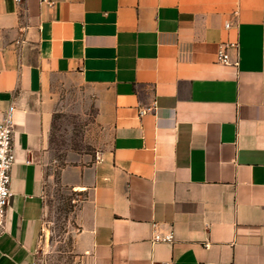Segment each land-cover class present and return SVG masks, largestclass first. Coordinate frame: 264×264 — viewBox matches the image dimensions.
Here are the masks:
<instances>
[{
    "label": "crops",
    "instance_id": "0c3cea01",
    "mask_svg": "<svg viewBox=\"0 0 264 264\" xmlns=\"http://www.w3.org/2000/svg\"><path fill=\"white\" fill-rule=\"evenodd\" d=\"M53 1L0 0V120L16 107L0 264L43 242L58 86L95 110L93 148L57 173L83 195L80 264H264V0ZM228 42L238 64L217 60Z\"/></svg>",
    "mask_w": 264,
    "mask_h": 264
},
{
    "label": "rangeland",
    "instance_id": "374dc122",
    "mask_svg": "<svg viewBox=\"0 0 264 264\" xmlns=\"http://www.w3.org/2000/svg\"><path fill=\"white\" fill-rule=\"evenodd\" d=\"M55 119L53 128L56 166L65 163L70 152L93 148L97 136L95 110L85 96L65 87H55ZM97 152L95 154L97 156ZM55 180L47 195L44 216L43 242L35 264H75L77 252L75 237L78 226L75 211L82 194L62 186Z\"/></svg>",
    "mask_w": 264,
    "mask_h": 264
},
{
    "label": "built area",
    "instance_id": "2783aa9c",
    "mask_svg": "<svg viewBox=\"0 0 264 264\" xmlns=\"http://www.w3.org/2000/svg\"><path fill=\"white\" fill-rule=\"evenodd\" d=\"M21 2L22 0H16ZM47 1L49 4L53 5V0H43ZM231 22L229 20L224 21V27L229 28ZM238 49L237 42L223 43L218 52L217 60L222 64H238V61H233L229 53V49ZM15 112L16 107L14 103H11L7 109L4 111L2 119L0 120V233L4 227V219L6 215L7 208L10 204L11 199V181H12V168L15 163V151L13 146V135L15 126ZM99 152H97V158H99ZM153 240L155 242H167L172 243L175 240V233L169 231L167 233H162L155 226V232ZM75 264H80L76 261ZM160 264H170L169 262H164Z\"/></svg>",
    "mask_w": 264,
    "mask_h": 264
}]
</instances>
